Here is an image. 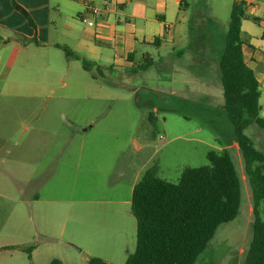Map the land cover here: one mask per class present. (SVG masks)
<instances>
[{"label": "rangeland", "instance_id": "374dc122", "mask_svg": "<svg viewBox=\"0 0 264 264\" xmlns=\"http://www.w3.org/2000/svg\"><path fill=\"white\" fill-rule=\"evenodd\" d=\"M233 1L183 0L175 12L168 0L162 12L174 37L159 46L135 44V61L144 53L154 58L144 71L132 72L129 62L123 65L109 61L117 66L102 68L103 77L94 78L79 60L66 58L60 48H50L52 54L45 59L52 67L46 68L45 75L40 74L46 82L36 89L29 84L20 87L23 93L37 91V96L12 100L11 106L22 110L55 108L62 113V119L56 114L53 121H48L56 142L68 141L53 164L58 167L49 186L56 196L71 200L68 206H73L74 215L76 196H84L89 202L83 204L81 226H69L78 239L69 240L64 235L59 239L58 225L51 228L53 239H48L37 233L29 220L30 211L0 195V264H87L90 256L123 264L135 249V218L129 212L133 181L156 164L159 177L176 182L183 167L207 164L206 152L222 148L230 153L239 175L241 200L235 217L218 225L194 264H245L254 218L252 190L241 151L232 137V125L222 109L218 70ZM149 3L152 9L145 12L148 19L136 20L138 37V29L145 35H157L161 26L158 0ZM96 5H100L98 0ZM60 15L58 31L62 32L70 14L64 9ZM124 17L120 14L121 19ZM87 19L93 20L90 16ZM76 34L83 38L81 29ZM59 41L74 49H86L74 46L76 39L66 36ZM104 47L110 56L114 54L112 48ZM178 50L183 52L180 57L175 53ZM83 53L103 63V59ZM29 70V78L38 71ZM259 102L263 105V100ZM149 112L155 116L154 122L148 119ZM21 133L13 130L8 137L20 139V148L28 151L34 135L25 133L21 137ZM245 133L252 137L255 147L264 151L262 129L251 126ZM81 142L84 158L79 161L81 170L76 171ZM25 186L27 192L35 187L32 181ZM113 197L120 198V203H108ZM259 210L264 214V201ZM15 243L31 251L7 247Z\"/></svg>", "mask_w": 264, "mask_h": 264}, {"label": "crops", "instance_id": "0c3cea01", "mask_svg": "<svg viewBox=\"0 0 264 264\" xmlns=\"http://www.w3.org/2000/svg\"><path fill=\"white\" fill-rule=\"evenodd\" d=\"M13 1L29 13L35 28L13 7ZM98 1L99 6L96 5V0H91V3L103 9L104 13L100 17L93 16V25H88V15H83V0H0V100H2L0 101V195L17 204L21 203L25 211H30L29 220L37 228V233L48 239H53L50 237L54 234L51 228L57 225L60 226L57 233L59 239L63 235L69 240L78 239L79 235L69 226L73 227V224L74 227L81 226V210L83 204L88 203L89 200L84 196H76L77 215H74L73 206H68L71 200L66 196L58 197L52 193L49 184L58 167L57 165L54 168L53 164L57 160V155L65 151L62 148L67 146L68 141L65 139L66 142L64 140L56 142L55 131L49 129L51 123L48 121H53L52 116L56 114L60 116L62 113L55 108L22 110L11 106L12 100L36 97L38 94L37 91L23 93L20 87L29 84V87L36 89L41 83L46 82L40 74L45 75L46 68L52 67L49 59H45L52 54L50 48H58L55 46L56 43L71 48L67 43L59 41L61 36L76 39L74 46L86 47V49L71 48L73 52L83 57H85L83 52H88L86 54H89L90 58L103 59V63L95 59L91 60L102 66L113 67L117 65L109 61L123 62V65L127 62L131 63L128 60V55L131 53L135 59L136 43L153 44L155 38H158L160 45L163 41L174 37L173 28L166 23L165 14L162 12L166 9L168 0H158L157 9L160 11L157 13V19L161 26L157 30V35L152 32L145 35L143 30L138 29L140 37L136 34V20L148 19L145 12L152 9L149 0ZM170 1L173 11L178 12L183 0ZM245 2L247 13L257 17V21L249 18L241 21V30L247 36V40L242 44V57L260 84L259 100H263V105L259 103L261 114L264 116V0H245ZM64 9L70 14V21L64 24L65 29L59 32L58 16H61ZM120 14L125 15L124 19L120 18ZM79 29L84 39L76 34V30ZM18 33L27 37L35 34L40 44L21 42L16 38L15 34ZM32 45L35 48H32ZM104 46L112 48L114 54L110 56ZM175 53L177 57L183 54L180 50ZM33 68L38 69L37 74L29 78V69ZM13 130H22L21 137L25 133L34 135L30 150L20 148V139L8 137ZM79 147L77 163L74 165L76 171L81 170L82 162L79 161L84 158L82 142ZM31 181L34 182L35 187L31 192H27L25 185ZM115 187L114 185V189ZM120 201V198L115 197L108 199L110 204Z\"/></svg>", "mask_w": 264, "mask_h": 264}, {"label": "trees", "instance_id": "16d2710c", "mask_svg": "<svg viewBox=\"0 0 264 264\" xmlns=\"http://www.w3.org/2000/svg\"><path fill=\"white\" fill-rule=\"evenodd\" d=\"M13 7L35 28L22 6L13 1ZM246 7L245 0L232 3L218 70L222 109L232 125V137L241 151L252 190L254 218L245 264H264V214L259 210L264 201V151L255 147L252 137L245 133L248 127L256 126L262 129L264 141V116L259 103L260 84L242 57V44L247 36L241 30V21L245 18L257 21V17L247 13ZM15 35L21 42L40 44L35 34ZM158 41L155 38L153 44L159 45ZM55 46L63 50L66 58L79 60L94 78L103 77L102 68H113L80 56L65 44ZM128 60L132 72L147 70L154 63L148 53L142 54L138 61L131 53ZM107 82L115 84L112 80ZM147 117L154 122L152 112ZM206 158L207 164L183 167L176 182L159 177L156 164L147 167L134 182L129 212L135 218V249L127 254L123 264H194L218 225L235 217L241 200V184L231 155L222 148L207 151ZM7 247L30 250L16 245ZM87 264L112 263L90 256Z\"/></svg>", "mask_w": 264, "mask_h": 264}, {"label": "built area", "instance_id": "2783aa9c", "mask_svg": "<svg viewBox=\"0 0 264 264\" xmlns=\"http://www.w3.org/2000/svg\"><path fill=\"white\" fill-rule=\"evenodd\" d=\"M83 7H84V13H83V15H88L90 17H93V16L100 17L104 13L103 9H99L98 7L94 6L91 3V0H83ZM93 23H94V20H92V19H88L87 20V24L88 25H93Z\"/></svg>", "mask_w": 264, "mask_h": 264}, {"label": "water", "instance_id": "95a60500", "mask_svg": "<svg viewBox=\"0 0 264 264\" xmlns=\"http://www.w3.org/2000/svg\"><path fill=\"white\" fill-rule=\"evenodd\" d=\"M79 249V248H78Z\"/></svg>", "mask_w": 264, "mask_h": 264}]
</instances>
